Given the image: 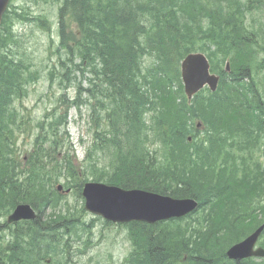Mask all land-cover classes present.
Segmentation results:
<instances>
[{
    "label": "trees",
    "instance_id": "obj_1",
    "mask_svg": "<svg viewBox=\"0 0 264 264\" xmlns=\"http://www.w3.org/2000/svg\"><path fill=\"white\" fill-rule=\"evenodd\" d=\"M22 18L7 12L0 29V216L20 202L58 209L62 199L58 195L55 201L53 182L45 184L43 158L33 159L24 177L17 175L14 148L26 123L15 102L28 83V67L12 45L18 43L15 22ZM67 19L76 24L75 33L68 32ZM59 20V68L89 72L91 86L100 88L99 98L93 95L100 121L94 146L109 156L110 164L109 172L94 165V180L192 197L200 204L205 227L192 233L183 225L197 220V214L189 221L127 225L134 245L131 264H212V205L219 193L238 185L224 176L229 164L217 170L218 159L227 152L228 138L254 135L264 127L254 77L258 55L264 53V0H65ZM195 51L208 55L222 82L217 93L199 94L189 104L180 61ZM226 60L232 65L230 75L222 68ZM198 118L208 137L195 145ZM60 125L55 116L49 121L50 136ZM44 151L38 147L36 157ZM61 165L64 178L80 192L86 172L69 158ZM58 214L53 227L39 219L35 228L14 232L9 264H40L47 255L57 264H69L70 238L87 227L75 213ZM0 256L4 264L3 250Z\"/></svg>",
    "mask_w": 264,
    "mask_h": 264
},
{
    "label": "rangeland",
    "instance_id": "obj_2",
    "mask_svg": "<svg viewBox=\"0 0 264 264\" xmlns=\"http://www.w3.org/2000/svg\"><path fill=\"white\" fill-rule=\"evenodd\" d=\"M11 7V11L16 10L22 13L23 17L21 21L16 20L15 22V39L18 43L13 44L12 48L28 67L25 73L28 83L24 86L25 90L21 99L17 100L15 105L17 113L26 123L17 134L16 148L20 157L15 160L16 164L19 163L25 168L33 159L43 158L46 164L42 171L45 184L49 183L50 186L53 182L54 190H57L58 185L70 187L73 183L64 178L61 169L64 149L71 153L77 161L75 162L76 167H80V172L84 170L86 177L90 180L95 179L94 165H98L100 171L109 172V156L100 153L94 146L100 134V124L92 119L91 112L98 109L97 102L92 97L100 91V88L91 86V75L82 70L73 67L61 71L53 69L54 66H58V54L55 48L59 45L57 16L59 3L53 0H13ZM42 20L47 23L45 28L41 26L40 21ZM67 28L68 32L75 33L76 31L73 21L67 24ZM262 59H264V53L261 52L258 55V66L254 68V77L264 100ZM151 62V59H147L146 66H150ZM79 87L80 91H78ZM79 92L81 103L74 104ZM205 94L208 93L205 92ZM54 115L66 117L67 125L62 126L53 136H47L49 121ZM207 137L205 132H200L195 138L197 141L195 145L200 144V141L206 140ZM38 147L39 149L44 148L45 152L36 157ZM256 150L253 156L264 164V135ZM232 154L236 156L233 165L230 164ZM227 156L229 158L225 161ZM249 157L248 152L230 150L221 157L217 170L229 164V170L224 176L233 177L234 181L239 184L245 177L247 170L245 162ZM17 175H20L19 170ZM81 177L84 179L82 175ZM70 189V193L62 194L64 196L60 200L58 209L70 211L81 218L84 216L81 213L83 200L75 188ZM233 190L232 188L231 192ZM53 197L57 201L56 192ZM55 209L57 208L54 206L48 207L42 214L43 220L50 211ZM197 216L198 219L193 223V227L189 228L191 232L201 225L202 212L197 213ZM83 219L87 225V228L83 230L84 233L70 238L72 249L69 264H131L134 249L129 239V227L105 225L102 219H96L89 213ZM4 230L5 228L0 229V235L8 232ZM8 239L10 238L7 237L6 241ZM49 258L51 259L50 264H57L55 261L53 263L51 257ZM45 259L43 264H46Z\"/></svg>",
    "mask_w": 264,
    "mask_h": 264
},
{
    "label": "water",
    "instance_id": "obj_3",
    "mask_svg": "<svg viewBox=\"0 0 264 264\" xmlns=\"http://www.w3.org/2000/svg\"><path fill=\"white\" fill-rule=\"evenodd\" d=\"M8 3L9 0H0V25ZM227 71H230L229 64H227ZM182 77L189 98L205 86L216 91L220 79L216 75H211L210 64L203 54H191L183 61ZM83 195L88 211L116 223L142 221L153 224L162 220L183 217L197 207V203L193 200H176L138 190L124 191L96 183L86 184ZM34 217L31 208L22 205L9 217V223ZM254 240L255 237L233 247L228 253L229 257L250 256Z\"/></svg>",
    "mask_w": 264,
    "mask_h": 264
},
{
    "label": "flooded vegetation",
    "instance_id": "obj_4",
    "mask_svg": "<svg viewBox=\"0 0 264 264\" xmlns=\"http://www.w3.org/2000/svg\"><path fill=\"white\" fill-rule=\"evenodd\" d=\"M258 197L261 199L260 204L262 205L260 208H250L248 207L245 210V220L247 221L248 225H245L246 227H249V235L252 234L254 231L259 229L261 226H264V192L262 193H256ZM254 196V195H252ZM251 201H248V205ZM261 241L264 243V231L262 236L257 242V248L262 247ZM264 264V263H261Z\"/></svg>",
    "mask_w": 264,
    "mask_h": 264
},
{
    "label": "bare ground",
    "instance_id": "obj_5",
    "mask_svg": "<svg viewBox=\"0 0 264 264\" xmlns=\"http://www.w3.org/2000/svg\"><path fill=\"white\" fill-rule=\"evenodd\" d=\"M243 264H247L246 262H243Z\"/></svg>",
    "mask_w": 264,
    "mask_h": 264
}]
</instances>
